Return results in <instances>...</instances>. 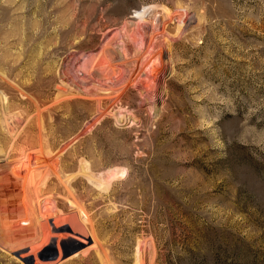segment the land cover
<instances>
[{"label":"rangeland","instance_id":"1","mask_svg":"<svg viewBox=\"0 0 264 264\" xmlns=\"http://www.w3.org/2000/svg\"><path fill=\"white\" fill-rule=\"evenodd\" d=\"M0 264H264V0H0Z\"/></svg>","mask_w":264,"mask_h":264}]
</instances>
